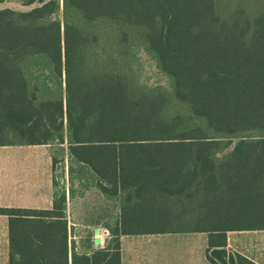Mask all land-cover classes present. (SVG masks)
<instances>
[{"label": "trees", "instance_id": "1", "mask_svg": "<svg viewBox=\"0 0 264 264\" xmlns=\"http://www.w3.org/2000/svg\"><path fill=\"white\" fill-rule=\"evenodd\" d=\"M0 144L116 201L115 248L202 231L257 264L225 232L264 228V0H0Z\"/></svg>", "mask_w": 264, "mask_h": 264}, {"label": "crops", "instance_id": "2", "mask_svg": "<svg viewBox=\"0 0 264 264\" xmlns=\"http://www.w3.org/2000/svg\"><path fill=\"white\" fill-rule=\"evenodd\" d=\"M17 148L12 155L13 170L2 171L0 207L14 208L11 213L0 212V252L5 251L3 264H210L205 256L207 235L202 231L143 232L118 234V246L113 247L109 225L117 219L119 205L106 198L94 186L77 187L65 171L53 173L49 150L42 144H0ZM34 163V173L28 175L26 161ZM23 162V167L21 165ZM53 181V183H52ZM61 196V197H60ZM61 199H58V198ZM31 210V211H24ZM46 210L48 212H36ZM258 238L264 242V228ZM226 247L257 264H264L229 245ZM190 232H201L204 239L196 247ZM170 233L175 240L163 239L162 246L152 234ZM146 234L152 243L138 252H125L128 236ZM152 236V237H151ZM165 238V237H163ZM129 242V240L127 241Z\"/></svg>", "mask_w": 264, "mask_h": 264}, {"label": "rangeland", "instance_id": "3", "mask_svg": "<svg viewBox=\"0 0 264 264\" xmlns=\"http://www.w3.org/2000/svg\"><path fill=\"white\" fill-rule=\"evenodd\" d=\"M17 148L14 147H0V167L7 166L9 170H13V167L15 163L12 160V155L17 154ZM33 162V161H32ZM31 162V158L28 157V160L26 161V170L28 175H32L34 173V168L30 167L31 165L34 166V163ZM21 165L23 167V162H21ZM2 171L0 170V177H1ZM1 180L0 178V186H1ZM260 230H243L241 232L237 230H233L228 232L227 239L229 238V245L231 248L239 249L242 252L249 255L251 258H255L259 262L264 263V242H262L258 236L261 235ZM153 237H156L155 239L159 240V242L154 243L155 248H159V246H162L163 239L170 240L171 244L175 240L173 237H177L176 235H182V234H170V233H160V234H152ZM183 235H190L195 237L194 243L196 244V247L200 244V239H204V234L201 232H190L188 234ZM152 237V236H151ZM165 237V238H163ZM150 239L149 235H133L128 236L126 240V245L123 246V251L125 252H138L139 250L146 249L150 246V242L148 240ZM129 240V242H127ZM5 251L0 252V264H3Z\"/></svg>", "mask_w": 264, "mask_h": 264}]
</instances>
